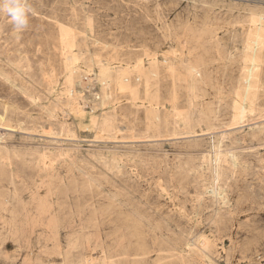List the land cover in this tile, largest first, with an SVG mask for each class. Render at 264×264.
Masks as SVG:
<instances>
[{
    "label": "rangeland",
    "instance_id": "1",
    "mask_svg": "<svg viewBox=\"0 0 264 264\" xmlns=\"http://www.w3.org/2000/svg\"><path fill=\"white\" fill-rule=\"evenodd\" d=\"M213 1L25 0L22 30L0 12V264H110L134 227L148 264L202 240V264H264V0Z\"/></svg>",
    "mask_w": 264,
    "mask_h": 264
},
{
    "label": "bare ground",
    "instance_id": "2",
    "mask_svg": "<svg viewBox=\"0 0 264 264\" xmlns=\"http://www.w3.org/2000/svg\"><path fill=\"white\" fill-rule=\"evenodd\" d=\"M213 2H216L215 0L213 1ZM70 15V14H69ZM254 17V16H253ZM258 17V16H257ZM258 22V21H257ZM255 31V30H254ZM207 33V32H206ZM90 34V33H89ZM25 35V34H24ZM257 35V34H256ZM255 35V36H256ZM260 35V34H259ZM13 36V35H12ZM18 37V36H17ZM257 37V36H256ZM9 38V37H8ZM14 38V37H13ZM15 38H16V36H15ZM163 38V37H162ZM207 38V37H206ZM246 38V37H245ZM258 38V37H257ZM209 39H210V37H209ZM17 40V39H16ZM212 40V39H211ZM164 41H165V39H164ZM210 41V40H209ZM219 41H221V40H219ZM2 42V41H1ZM184 42V41H183ZM208 42V41H207ZM260 43V42H259ZM142 44V43H141ZM156 44V43H155ZM95 45V44H94ZM211 46V45H210ZM22 49V48H21ZM136 50V49H135ZM21 51V50H20ZM91 51V50H90ZM81 52H83V51H81ZM91 53V52H90ZM186 53V52H185ZM184 53V54H185ZM120 55V54H119ZM146 55V54H145ZM24 56V55H23ZM188 56V55H187ZM9 57V56H8ZM185 58V57H184ZM213 59V58H212ZM7 60V59H6ZM16 60V59H15ZM24 60V59H23ZM22 60V61H23ZM102 61V60H101ZM34 62V61H33ZM5 64V63H4ZM8 64V63H7ZM145 64V63H144ZM186 64H188V63H186ZM96 65V64H95ZM94 66V65H93ZM8 67H10V66H8ZM188 67V66H187ZM40 68V67H39ZM21 69V68H20ZM20 69H19V72H20ZM25 70V69H24ZM23 70V71H24ZM25 72V71H24ZM38 73V72H37ZM53 73V72H52ZM189 73V72H188ZM254 73H256V70H254V69H252V72L250 73V78L248 79V81H247V83H245L244 84V87H243V92L245 93V95H247V96H254L255 95V93L258 91L257 90V80H255V76H254ZM46 75V74H45ZM198 75V74H197ZM21 76V75H20ZM24 76V75H23ZM23 76H21V77H23ZM32 76V75H31ZM38 77H40V76H38ZM190 77L191 78H193V76L192 75H190ZM32 78V77H31ZM85 78V77H84ZM198 78H200V77H198ZM19 79V78H18ZM86 79V78H85ZM84 79V80H85ZM13 80V79H12ZM24 80V79H23ZM31 80V79H30ZM41 80H43V78L41 79ZM47 80V79H46ZM91 80V79H90ZM192 80H194V79H192ZM37 81V80H36ZM13 82V81H12ZM28 82V81H27ZM31 82V81H30ZM194 82H195V80H194ZM64 83V82H63ZM17 84V83H16ZM18 85V84H17ZM38 85H39V83H38ZM29 86V85H28ZM34 86V85H33ZM48 87V86H47ZM198 87V86H197ZM261 87V89H263L264 90V85H261L260 86ZM17 88V87H16ZM55 88V87H54ZM193 88V87H192ZM37 89V88H36ZM174 89V88H173ZM198 89V88H197ZM50 90V89H49ZM218 90V89H217ZM190 92H191V88H190ZM196 93V92H195ZM21 94V93H20ZM32 94V93H31ZM55 95V94H54ZM53 95V96H54ZM60 95V94H59ZM174 95V94H173ZM65 96V95H64ZM36 97V96H35ZM55 97V96H54ZM166 97V96H165ZM174 97V96H173ZM72 98V97H71ZM225 98V97H224ZM185 99V98H184ZM36 100H37V98H36ZM127 100V99H126ZM264 100V99H263ZM237 101V100H236ZM248 101H249V99H248ZM36 102V101H35ZM86 102V101H85ZM186 102V101H185ZM247 102V101H246ZM56 103V102H55ZM66 103V102H65ZM167 103V102H166ZM249 103V102H248ZM199 104V103H198ZM224 104V103H223ZM263 104V103H262ZM44 105V104H43ZM59 105V104H58ZM186 105V104H185ZM190 105V104H189ZM83 106V105H82ZM169 106V105H168ZM246 107V106H245ZM167 108V107H166ZM208 108H209V106H208ZM208 108H207V111H208ZM228 108V107H227ZM65 109V108H64ZM41 110V109H40ZM92 111V110H91ZM90 111V112H91ZM245 111V110H244ZM104 112V111H103ZM136 111L134 110V113H135ZM246 112V111H245ZM211 113V112H210ZM262 113V112H261ZM4 114V113H3ZM212 114V113H211ZM248 114V113H247ZM250 114V113H249ZM58 115V114H57ZM67 116V115H66ZM76 116V115H75ZM209 116V115H208ZM257 116H258V114H257ZM1 117V116H0ZM43 117V116H42ZM12 118V117H11ZM15 118V117H14ZM31 118V117H30ZM47 118V117H46ZM64 118V117H63ZM67 118V117H66ZM131 118V117H130ZM129 118V119H130ZM205 118H206V116H205ZM210 118V117H209ZM249 118V117H248ZM9 119V118H8ZM60 119V118H59ZM72 119H74V118H72ZM215 119V118H214ZM3 121H4V119H2ZM103 120V119H102ZM250 120V119H249ZM259 120V119H258ZM15 121V120H14ZM37 121V120H36ZM46 121V120H45ZM62 121V120H61ZM65 121V120H64ZM74 121V120H73ZM166 121V120H165ZM213 121V120H212ZM54 122V121H53ZM56 122V121H55ZM158 122V121H157ZM196 122V121H195ZM255 122V121H254ZM51 123V122H50ZM100 123V122H99ZM134 123H136V122H134ZM165 123V122H164ZM183 123V122H182ZM206 123H207V119H206ZM221 123V122H220ZM249 123V122H248ZM253 123V122H252ZM38 124H40V123H38ZM119 124V123H118ZM132 124V123H131ZM168 124V123H167ZM172 124H174V123H172ZM218 124V123H217ZM14 125V124H13ZM55 125V124H54ZM54 125H52L53 127H54ZM56 125H58V124H56ZM133 125V124H132ZM208 125V124H207ZM264 125V124H263ZM11 126V125H10ZM33 126V125H32ZM46 126V125H45ZM59 126V125H58ZM224 126V125H223ZM220 127H222V125L220 126ZM259 127H260V125H259ZM169 128V127H168ZM17 129H18V127H17ZM57 129H58V127H57ZM188 129V128H187ZM19 130V129H18ZM44 130V129H43ZM54 130V129H53ZM56 130V129H55ZM61 130H62V128H61ZM67 130V129H66ZM183 130V129H182ZM185 130H186V128H185ZM184 130V131H185ZM45 131H50V130H45ZM69 131V130H68ZM74 131V130H73ZM113 131V130H112ZM231 131V130H230ZM63 132H64V130H63ZM129 132V131H128ZM127 132V133H128ZM167 132V131H166ZM178 132V131H177ZM201 133H202V131H200ZM232 132V131H231ZM4 133V132H3ZM45 133V132H44ZM61 133V132H60ZM185 133V132H184ZM222 133H223V131H222ZM232 133H234V132H232ZM9 134V133H8ZM53 134V133H52ZM129 134V133H128ZM136 134V133H135ZM204 135H205V133H203ZM3 135V134H2ZM1 135V136H2ZM59 135V134H58ZM67 135V134H66ZM101 135V134H100ZM106 135V134H105ZM115 135V134H114ZM192 135V134H191ZM196 135V134H195ZM229 135V134H228ZM60 136V135H59ZM96 136V135H95ZM130 136V135H129ZM165 136V135H164ZM210 136V135H209ZM212 136V135H211ZM5 137H7V136H5ZM97 137L98 136H96L95 138H96V140H97ZM106 137V136H105ZM137 136L135 135V138H136ZM192 137V136H191ZM221 137V136H220ZM55 138V137H54ZM62 138V137H61ZM74 138V137H73ZM169 138H171V137H169ZM64 139V138H63ZM67 139V138H66ZM72 139V138H71ZM159 139V138H158ZM172 139V138H171ZM110 140V139H109ZM112 140V139H111ZM110 140V141H111ZM115 140V139H114ZM135 141H137V139H134ZM133 140V141H134ZM150 140V139H149ZM163 140V139H162ZM193 140H195V138L193 139ZM99 142H102V141H100V140H98ZM140 141V140H139ZM147 141V140H146ZM2 142V141H1ZM61 142V141H60ZM138 142V141H137ZM219 142V141H218ZM222 142V141H221ZM227 143V142H226ZM241 143V142H240ZM239 143V144H240ZM57 144V143H56ZM208 144V143H207ZM3 145V144H2ZM9 145V144H8ZM7 145V146H8ZM23 145V144H22ZM28 145V144H27ZM226 145V144H225ZM262 145V144H261ZM264 145V144H263ZM38 146H40V145H38ZM52 146V145H51ZM72 146V145H71ZM76 146V145H75ZM206 146V145H205ZM218 146V145H217ZM235 146V145H234ZM16 147V146H15ZM24 147H25V145H24ZM47 147H48V145H47ZM109 147V146H108ZM11 148V147H10ZM55 148V147H54ZM60 148V147H59ZM65 148V147H64ZM71 148V147H70ZM99 148V147H98ZM202 148V147H201ZM234 148V147H233ZM239 148H241V147H239ZM243 148V147H242ZM249 148V147H248ZM20 149V148H19ZM23 149V148H22ZM26 149V148H25ZM192 149V148H191ZM232 149V148H231ZM6 150H9V149H6ZM17 150V149H16ZM37 150V149H36ZM54 150V149H53ZM116 150V149H115ZM199 150V149H198ZM220 150H222V149H220ZM224 150V149H223ZM222 150V151H223ZM24 151H26V150H24ZM38 151V150H37ZM48 151V150H47ZM76 151V150H75ZM126 151V150H125ZM197 151V150H196ZM264 151V150H263ZM90 152V151H89ZM100 152V151H99ZM67 153H69V152H67ZM92 153V152H91ZM95 153V152H94ZM236 153H237V151H236ZM240 153V152H239ZM53 154V153H52ZM89 154V153H88ZM106 154V153H105ZM241 154H242V152H241ZM251 154V153H250ZM258 154V153H257ZM87 155V154H86ZM94 155V154H93ZM92 155V156H93ZM227 155H228V152H227ZM230 155V154H229ZM246 155V154H245ZM255 155V154H254ZM91 156V157H92ZM191 156V155H190ZM17 157V156H16ZM52 157V156H51ZM94 157H95V155H94ZM218 157V156H217ZM45 158V157H44ZM81 158V157H80ZM178 158V157H177ZM46 159V158H45ZM62 159H63V157H62ZM79 159V158H78ZM81 159H83V158H81ZM80 159V160H81ZM88 159V158H87ZM92 159V158H91ZM90 159V160H91ZM202 159V158H201ZM85 160V159H84ZM89 160V161H90ZM95 160V159H94ZM212 160H213V158H212ZM228 160V159H227ZM101 161H104V160H101ZM111 161V160H110ZM133 161V160H132ZM28 162V161H27ZM123 162V161H122ZM135 162V161H134ZM142 162V161H141ZM41 163V162H40ZM80 163H81V161H80ZM86 163V162H85ZM92 163V162H91ZM143 163V162H142ZM224 163V162H223ZM226 163V162H225ZM63 164V163H62ZM88 164H90V163H88ZM201 164V163H200ZM227 164V163H226ZM9 166H10V164H8ZM47 165V164H46ZM67 165V164H66ZM84 165V164H83ZM167 165V164H166ZM222 165V164H221ZM54 166V165H53ZM115 166V165H114ZM65 167V166H64ZM92 167V166H91ZM110 167H111V165H110ZM90 168V167H89ZM91 169V168H90ZM112 169V168H111ZM174 169V168H173ZM214 169V168H213ZM93 170V169H92ZM64 171V170H63ZM62 171V172H63ZM88 171V170H87ZM112 171V170H111ZM115 171V170H114ZM185 171V170H184ZM196 171V170H195ZM14 172V171H13ZM94 172V171H93ZM101 172H102V170H101ZM116 172H117V170H116ZM115 172V173H116ZM131 172V171H130ZM183 172V171H182ZM214 172V171H213ZM53 173V172H52ZM107 173V172H106ZM105 173V174H106ZM214 174V173H213ZM225 174V173H224ZM12 175V174H11ZM63 175V174H62ZM108 175V174H107ZM231 175V174H230ZM233 175V174H232ZM50 176V175H49ZM110 176H112V174L110 175ZM114 177V176H113ZM132 177V176H131ZM217 177V176H216ZM115 178V177H114ZM121 178V177H120ZM134 178V177H133ZM52 179V178H51ZM116 179V178H115ZM132 180V179H131ZM114 181V180H113ZM119 181V180H118ZM182 181V180H181ZM180 181V182H181ZM201 181V180H200ZM235 181V180H234ZM42 183V182H41ZM102 183V182H101ZM106 183V182H105ZM115 183V182H114ZM119 183V182H118ZM182 183V182H181ZM38 184V183H37ZM51 184V183H50ZM214 185H215V183H214ZM44 186V185H43ZM182 188V187H181ZM117 189V188H116ZM251 190V189H250ZM185 192V191H184ZM208 192H209V190H208ZM113 193V192H112ZM258 193H260V192H258ZM14 195V194H13ZM16 195V194H15ZM210 196V195H209ZM260 196H261V194H260ZM26 197V196H25ZM212 197V196H211ZM215 197H216V195H215ZM258 198H259V195L257 196ZM263 197V196H262ZM261 197V198H262ZM14 198H16L15 196H14ZM124 198V197H123ZM214 198V197H213ZM263 199V198H262ZM10 200H11V198H10ZM13 201V200H12ZM211 201V200H210ZM7 201H5V202H3V205H4V203H6ZM236 202V201H235ZM136 203V202H135ZM10 204V203H9ZM8 204V205H9ZM126 204V203H125ZM130 204V203H129ZM194 204V203H193ZM234 204V203H233ZM222 205V204H221ZM7 206V205H6ZM5 206V207H6ZM213 206V205H212ZM141 207V206H140ZM147 207V206H146ZM237 207V206H236ZM240 207V206H239ZM257 207V206H256ZM231 208V207H230ZM149 210V209H148ZM152 210V209H151ZM153 211V210H152ZM154 211H155V209H154ZM204 211V210H203ZM217 211V210H216ZM11 212V211H10ZM177 212H178V208H177ZM114 212L111 210H108V212L105 214L106 215V218H108V222H109V224H111V225H113V230H115V231H117V232H119V231H121V228H119V224H120V222L122 223V220H125L124 218H122V217H119V215H121L122 213H121V210H118L117 212H116V214H117V218H113L111 215L113 214ZM155 214V213H154ZM178 215V214H177ZM157 216H158V214H157ZM194 216V215H193ZM182 217V216H181ZM149 218V217H148ZM160 218V217H159ZM162 220V219H161ZM165 221V220H164ZM211 221H212V219H211ZM230 222V221H229ZM168 225V224H167ZM170 226V225H169ZM217 226V225H216ZM189 227V226H188ZM215 227V226H214ZM171 228V227H170ZM211 228V227H210ZM172 230V229H171ZM182 231V230H181ZM225 232V231H224ZM164 234V233H163ZM166 234V233H165ZM169 234V233H168ZM142 235V233H141V231H140V229H138V228H136V227H134V229L133 230H131V232H129V237L127 238V239H123V237L122 236H120L119 238L120 239H117L116 241H115V245H113V244H110L111 242L109 241V238H108V241H107V243L105 244V246L107 247V251H108V258H114V257H121V258H118V260H115V261H113V262H110V264H148V259H147V256H149V254L152 252L151 251V247L148 245V243H146L145 242V240H144V237L143 236H141ZM182 235V234H181ZM185 235V234H184ZM171 236V235H170ZM183 236V235H182ZM86 237H88V236H86ZM174 237V236H173ZM172 237V238H173ZM85 238V237H84ZM84 238H82V239H84ZM132 238L133 239H135V240H132ZM165 238H166V236H165ZM176 238V237H175ZM185 238V237H184ZM192 238V237H191ZM194 238V237H193ZM200 238V237H199ZM81 239V241H83ZM178 239V238H177ZM85 240V239H84ZM170 240V239H169ZM176 240V239H175ZM178 240H180V239H178ZM79 241V240H78ZM78 241L76 242L77 243V245H78ZM186 241H187V239H186ZM211 241V240H210ZM172 242V241H171ZM175 243V242H174ZM209 243V242H208ZM211 243H212V241H211ZM214 243V242H213ZM110 244V245H109ZM215 244V243H214ZM209 245V244H208ZM178 246V245H177ZM189 246V245H188ZM193 248H194V252L193 253H195V255L199 258V260H198V258H197V260H198V262H196V261H194V260H191V259H186V258H179L176 254L177 253H175L176 252V249H173L172 247H170V246H168V245H166L165 244V254L164 255H157L156 256V259H155V261H154V264L155 263H158V262H161V261H165V264H202V263H204L203 261H204V259H205V257H207V255H208V252H210L211 251V247H208V246H206V243L202 240V241H199V242H197V245H196V250H195V247H194V245L192 246ZM191 247V248H192ZM216 247V246H215ZM191 248H189L190 250H191ZM163 252V251H162ZM189 253V252H188ZM181 255V254H180ZM187 255V254H186ZM87 257V256H86ZM102 258V257H101ZM192 258H194V257H192ZM88 259V258H87ZM91 259V258H90ZM195 259V258H194ZM106 262V261H105ZM90 263V262H89ZM70 264H83V261L82 260H77V261H75V262H70ZM159 264V263H158Z\"/></svg>",
    "mask_w": 264,
    "mask_h": 264
},
{
    "label": "clouds",
    "instance_id": "3",
    "mask_svg": "<svg viewBox=\"0 0 264 264\" xmlns=\"http://www.w3.org/2000/svg\"><path fill=\"white\" fill-rule=\"evenodd\" d=\"M0 12L6 14L17 30L28 24V7L25 0H0Z\"/></svg>",
    "mask_w": 264,
    "mask_h": 264
}]
</instances>
